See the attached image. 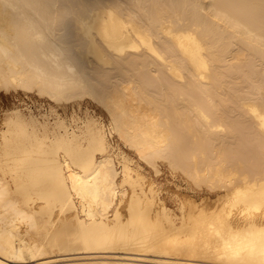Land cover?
Returning <instances> with one entry per match:
<instances>
[{"label": "bare ground", "instance_id": "obj_1", "mask_svg": "<svg viewBox=\"0 0 264 264\" xmlns=\"http://www.w3.org/2000/svg\"><path fill=\"white\" fill-rule=\"evenodd\" d=\"M0 92V264H264V0H0Z\"/></svg>", "mask_w": 264, "mask_h": 264}, {"label": "rangeland", "instance_id": "obj_2", "mask_svg": "<svg viewBox=\"0 0 264 264\" xmlns=\"http://www.w3.org/2000/svg\"><path fill=\"white\" fill-rule=\"evenodd\" d=\"M0 99H1L0 121L2 120V116L5 113L4 111L11 109L13 107H16L18 105H20L21 108L23 109L26 108L27 106L33 105L34 110L38 112V111H44L46 108L49 107L50 103H52L47 98L46 99L40 98L37 94H32L28 98V96L25 95L24 92H20L18 94L16 92H11V93L0 92ZM82 104L83 105L81 107V111L77 110L78 113H80V115H83L86 111H89L91 114H94L97 117L103 119V121L106 124L108 123L106 112L101 107H99L97 104L89 100L83 101ZM58 110L62 115L69 117V115H71L73 111V108L72 106L71 107L68 106V108H62L61 106H59ZM114 137L112 138V142L117 143L118 138H116L117 136H114ZM122 147L132 158H134L137 162H139V159L134 156L133 151H131L130 149H127L124 146ZM158 167H159V172H155L148 164L143 163L144 172L151 179H154L164 189L167 188L166 190L169 192L170 195L173 196L175 195V192H176V193H180L181 195L184 194L185 196H188V197H191L197 200H201V198L205 199L208 197H211V198L216 197L215 193H213L206 187H200V188L198 186L196 187V185H194L181 172L172 170V168L168 166L167 162L160 161ZM166 203L170 208L176 210L175 207L177 208V204H176L175 198L168 196L166 199Z\"/></svg>", "mask_w": 264, "mask_h": 264}]
</instances>
